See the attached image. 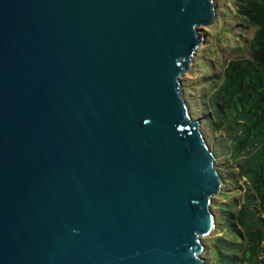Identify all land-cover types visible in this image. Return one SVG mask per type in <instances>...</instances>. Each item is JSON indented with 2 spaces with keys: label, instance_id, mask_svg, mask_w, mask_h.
Segmentation results:
<instances>
[{
  "label": "water",
  "instance_id": "water-1",
  "mask_svg": "<svg viewBox=\"0 0 264 264\" xmlns=\"http://www.w3.org/2000/svg\"><path fill=\"white\" fill-rule=\"evenodd\" d=\"M212 0H0V264H205L221 178L181 76Z\"/></svg>",
  "mask_w": 264,
  "mask_h": 264
},
{
  "label": "trees",
  "instance_id": "trees-1",
  "mask_svg": "<svg viewBox=\"0 0 264 264\" xmlns=\"http://www.w3.org/2000/svg\"><path fill=\"white\" fill-rule=\"evenodd\" d=\"M233 6L235 25L251 31L250 53L229 59L213 76L204 105L249 188L240 207L223 211L211 251L215 264H264V0H233Z\"/></svg>",
  "mask_w": 264,
  "mask_h": 264
},
{
  "label": "rangeland",
  "instance_id": "rangeland-1",
  "mask_svg": "<svg viewBox=\"0 0 264 264\" xmlns=\"http://www.w3.org/2000/svg\"><path fill=\"white\" fill-rule=\"evenodd\" d=\"M215 17L202 26L199 33L201 41L181 76L183 95L189 107L192 119L199 121V127L205 137L207 146L213 153L221 183L218 191L211 196L210 208L215 215L214 228L200 236V254L205 258V264H215L216 258L211 251L212 241L221 235L222 229L217 226L222 222L223 211L240 207L248 184L245 178L238 175V163L232 158L231 148L224 137L210 127L208 110H205L206 95L213 89V76L221 74L229 59L248 56V38L251 31H240L235 25L233 15V0H212Z\"/></svg>",
  "mask_w": 264,
  "mask_h": 264
}]
</instances>
